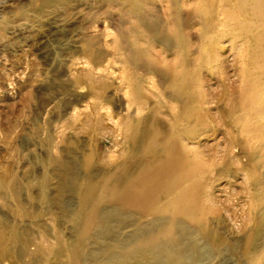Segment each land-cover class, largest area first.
<instances>
[{"label": "rangeland", "instance_id": "1", "mask_svg": "<svg viewBox=\"0 0 264 264\" xmlns=\"http://www.w3.org/2000/svg\"><path fill=\"white\" fill-rule=\"evenodd\" d=\"M137 1L142 14L131 0H0V264L167 261L169 244L121 250L156 215L108 202L87 228L86 213L173 142L205 166L202 214L177 219L173 262L264 264L247 167L258 155L231 121L238 50L227 38L202 46L199 0Z\"/></svg>", "mask_w": 264, "mask_h": 264}, {"label": "bare ground", "instance_id": "2", "mask_svg": "<svg viewBox=\"0 0 264 264\" xmlns=\"http://www.w3.org/2000/svg\"><path fill=\"white\" fill-rule=\"evenodd\" d=\"M131 1L136 12L142 14V3ZM199 3L202 46H214L227 38L243 63L231 121L239 127L241 135H246L248 148L258 155V160L247 167L256 178L264 204V0H199ZM186 75L187 71L177 72L174 84L182 100L188 103L193 91L184 80ZM162 153V157L147 163L138 174L100 195L86 213L87 228L105 221L103 207L108 202H113L120 214L125 209L156 215L152 229L133 233L132 244L122 245L126 254L139 250L160 254L167 244L176 247L179 254L174 235L177 219H197L202 214L203 178L197 176H203L205 166L193 163L177 142L168 144ZM176 253L166 255L163 259L167 261L157 259L156 264H175Z\"/></svg>", "mask_w": 264, "mask_h": 264}]
</instances>
